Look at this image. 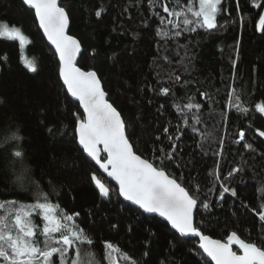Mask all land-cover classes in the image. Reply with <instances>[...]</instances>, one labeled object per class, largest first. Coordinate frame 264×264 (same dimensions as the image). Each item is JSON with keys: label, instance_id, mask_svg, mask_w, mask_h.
<instances>
[{"label": "trees", "instance_id": "obj_1", "mask_svg": "<svg viewBox=\"0 0 264 264\" xmlns=\"http://www.w3.org/2000/svg\"><path fill=\"white\" fill-rule=\"evenodd\" d=\"M59 2L70 17L69 33L81 42L78 66L97 71L109 101L127 124L134 151L151 160L160 148L172 149L173 141L168 139L172 136L177 151L167 171L186 179L201 178L199 199L207 200L209 207L198 209L195 225L215 239L223 240L236 231L246 241L261 243L264 221L259 220L258 211L264 201L259 190L264 185V139L257 129L264 131V114L255 105L264 103V30L257 29L264 12L258 5L264 0H223L228 11L218 14V28L182 31L167 41L156 35L159 21L148 0ZM161 15L165 14L161 11ZM0 20L22 29L29 38L26 54L37 65L36 72H29L21 62L18 42L0 36V148L14 143L6 137L19 126L33 179L49 193L55 186L51 200L65 212L79 213L75 222L94 234L98 258L103 257L101 242L109 240L132 257L149 251L143 257L146 264H212L201 255L196 240L180 236L160 218L124 202L73 139V113L81 109L62 87L55 51L43 37L34 12L22 0H0ZM164 87L171 89L169 94H162ZM232 89L240 94L246 113L231 106ZM185 97L200 103L201 109L191 113L178 109L176 103L188 102ZM192 113L200 123L192 119ZM193 124L199 130L196 133L190 127ZM240 130L254 151L245 149V142H234ZM241 163L243 170L224 181L238 195L218 199L219 184L213 188L204 178L211 180L212 173L227 176ZM4 165L0 160V169ZM92 174L110 188L109 197L99 195ZM184 186L190 188L187 183Z\"/></svg>", "mask_w": 264, "mask_h": 264}, {"label": "snow or ice", "instance_id": "obj_2", "mask_svg": "<svg viewBox=\"0 0 264 264\" xmlns=\"http://www.w3.org/2000/svg\"><path fill=\"white\" fill-rule=\"evenodd\" d=\"M23 3L34 9L39 28L54 46L62 87L66 89V94L78 101L79 108L83 110L79 114L73 113V139L115 181L118 195L138 205L144 212L158 213L175 232L198 237V250H202L201 255L210 258L214 264H264V227L261 229V243L258 244L256 241L242 239L236 231L229 232L223 240L214 239L195 225L198 209L208 208L209 204L207 200L200 202V177L186 179L183 174L177 177L167 171L177 151L172 136H168L173 141L172 149L165 152L160 148L151 160L142 158L134 151L127 135V124L117 108L109 102L97 71L84 70L77 65V56L82 50L81 42L67 34L70 17L58 0H23ZM148 3L156 9L154 15L159 21L156 35L166 41L180 36L182 31L214 30L220 26L217 23L218 14L228 11L223 6V0H198V7L195 0H186V3L182 0H148ZM258 6L264 7V4ZM161 11L165 15H161ZM96 15L100 16L101 12L97 11ZM257 29L264 30V13L259 15ZM0 36L19 41L24 66L29 72L37 71L34 60L23 55L29 38L21 28L0 23ZM179 80L180 77L176 76L175 81ZM170 91L168 87L161 89L165 95ZM201 95L207 96V93ZM228 95L231 106L240 112H247V109L241 107V96L236 89H232ZM185 98L188 102L183 105L173 101L178 109H186L189 113L192 109H201L200 103L192 102L191 97ZM255 108L264 114V103H257ZM192 119L200 123L195 113H192ZM184 123L188 124L187 116L184 117ZM190 127L193 133L199 131L195 124ZM168 131V127H165L164 133ZM19 132V126L11 130L6 140L14 143L0 148V160L5 162L4 168L0 169V184L4 185L0 189V264H146L143 257L149 256V251H144L142 257H132L109 240L101 242L103 257L98 258L94 251V234L75 222L79 213L65 212L58 203L51 200V196L56 194L55 186L51 187L49 193L38 180L33 179L31 166L24 158ZM257 133L259 137H264V131L257 129ZM237 135L235 143L245 142L246 134L243 130ZM219 143L223 147V138ZM196 146L202 145L197 141ZM243 146L254 151L251 143L245 142ZM215 154L220 155L219 152ZM244 166L241 163L233 167L224 177L212 173V179L206 177L205 182L211 183L213 188L219 184L218 199H224L225 194L229 193L236 197L237 191L224 181L242 171ZM43 175L46 173L41 172ZM91 179L99 195L109 197L110 188L95 174H92ZM48 183L52 185L51 180ZM185 183L190 188H186ZM259 190L264 192V185ZM258 217L264 221V201L259 204ZM233 246H236V250Z\"/></svg>", "mask_w": 264, "mask_h": 264}, {"label": "water", "instance_id": "obj_3", "mask_svg": "<svg viewBox=\"0 0 264 264\" xmlns=\"http://www.w3.org/2000/svg\"><path fill=\"white\" fill-rule=\"evenodd\" d=\"M23 1V0H22ZM58 3L60 4V2H59V0H58ZM25 4V3H24ZM25 6L27 7V8H29L30 10H32L33 12H34V9H31V7L29 6V5H26L25 4ZM264 13V12H263ZM34 16H35V14H34ZM36 19V18H35ZM37 21V24H38V27H39V22H38V20H36ZM70 24V23H69ZM40 29V28H39ZM40 31H41V33H42V35H43V37L45 38V40H46V42H47V44L55 51V49H54V46H52L51 45V43L47 40V38L44 36V34H43V30L42 29H40ZM66 32H67V34L68 35H71L70 33H69V26H68V28L66 29ZM71 36H73V35H71ZM74 38H76L75 36H73ZM77 39V38H76ZM78 40V39H77ZM81 49H82V46H81ZM81 53H82V50H81ZM80 53V54H81ZM80 54H78V56H77V62H78V58H79V56H80ZM57 60H58V57H57ZM78 65V64H77ZM83 69V68H82ZM85 70V69H84ZM62 82V81H61ZM102 87H103V85H102ZM66 90V89H65ZM69 95V94H68ZM70 96V95H69ZM70 98L72 99V100H74L75 102H77L78 103V101H76L74 98H72L71 96H70ZM107 98H108V96H107ZM110 102V101H109ZM111 103V102H110ZM81 109V108H80ZM83 110L81 109V112H82ZM123 119V118H122ZM257 135H258V133H257ZM259 136V135H258ZM260 138H262V139H264V137H260ZM80 147V146H79ZM81 148V147H80ZM82 149V148H81ZM84 154L87 156V158L89 159V160H91L92 162H93V164L97 167V169L100 171V173L107 179V180H109L110 182H112L113 183V185L117 188V190H118V185L115 183V181H113L110 177H108L107 176V173H105L104 171H103V169H100L99 168V165H97L96 163H95V161L94 160H92V158L91 157H89L88 155H87V153H85L84 152ZM143 158V157H142ZM94 185H95V183H94ZM96 187V186H95ZM124 202H126V203H128V204H130V205H132V206H134V207H136V208H138L140 211H142L144 214H146V215H149V216H156V217H158V218H160L161 220H163L164 222H166L165 220H164V218H162V217H160L159 216V214L158 213H147V212H144L143 211V209H140L139 208V206L138 205H135L133 202H131V201H128V200H126V199H124L123 197H121V196H119ZM167 223V222H166ZM168 224V223H167ZM168 226L170 227V225L168 224ZM171 228V227H170ZM173 230V229H172ZM173 231H175V230H173ZM177 233V232H176ZM177 234H179V233H177ZM180 236H182V237H185V238H191V239H194V240H196V246L198 247V237H195V236H193L192 234H185V235H181V234H179ZM206 235V234H205ZM215 239V238H214ZM233 248H234V250L236 249V246H233ZM201 252H202V250H201ZM209 259V261L211 262V260H210V258H208ZM212 264H214V262H211Z\"/></svg>", "mask_w": 264, "mask_h": 264}, {"label": "rangeland", "instance_id": "obj_4", "mask_svg": "<svg viewBox=\"0 0 264 264\" xmlns=\"http://www.w3.org/2000/svg\"><path fill=\"white\" fill-rule=\"evenodd\" d=\"M197 2H198V0H197ZM0 23H6V22H4V21H1L0 20ZM7 24V23H6ZM2 38H5V39H8L7 37H4V36H1ZM9 40H11V39H9ZM15 41H17V40H15ZM18 42V45H19V41H17ZM28 44V43H27ZM26 44V45H27ZM26 45L24 46V49H23V55L24 56H26L28 59H31L30 57H28L27 56V54H26ZM19 52H20V59H21V55H22V50H21V48H20V45H19ZM21 62H22V60H21ZM22 64H23V62H22ZM24 65V64H23Z\"/></svg>", "mask_w": 264, "mask_h": 264}]
</instances>
